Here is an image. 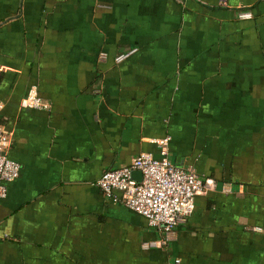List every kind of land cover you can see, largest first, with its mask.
Listing matches in <instances>:
<instances>
[{
	"label": "crops",
	"instance_id": "0c3cea01",
	"mask_svg": "<svg viewBox=\"0 0 264 264\" xmlns=\"http://www.w3.org/2000/svg\"><path fill=\"white\" fill-rule=\"evenodd\" d=\"M0 100V264H264V0H0ZM166 136L215 185L163 243L97 180Z\"/></svg>",
	"mask_w": 264,
	"mask_h": 264
},
{
	"label": "built area",
	"instance_id": "2783aa9c",
	"mask_svg": "<svg viewBox=\"0 0 264 264\" xmlns=\"http://www.w3.org/2000/svg\"><path fill=\"white\" fill-rule=\"evenodd\" d=\"M123 56L116 57V60ZM23 104L35 108H46L48 103L31 87L23 99ZM3 103L0 100V109ZM169 137L157 140L160 156L155 157L148 151H141L129 163L102 172L97 183L104 193L119 199L123 204L146 217L151 226L163 231L161 242L171 240L175 226L185 221L194 208L195 194L212 189L215 185L211 177H201L194 170L173 164L168 158ZM11 135L0 124V195L6 193V183L20 171V163L6 153ZM141 172L139 179L132 171ZM114 190L121 192L120 196ZM264 230V229H263ZM150 243H145L148 245ZM178 258L175 263H178Z\"/></svg>",
	"mask_w": 264,
	"mask_h": 264
},
{
	"label": "water",
	"instance_id": "95a60500",
	"mask_svg": "<svg viewBox=\"0 0 264 264\" xmlns=\"http://www.w3.org/2000/svg\"><path fill=\"white\" fill-rule=\"evenodd\" d=\"M132 176H134L135 178L139 179L141 177V172L138 169H134L132 171Z\"/></svg>",
	"mask_w": 264,
	"mask_h": 264
}]
</instances>
